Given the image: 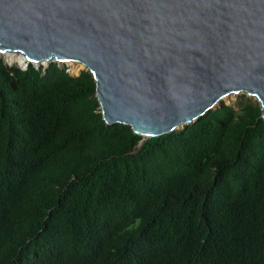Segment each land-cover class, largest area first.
<instances>
[{"label": "trees", "instance_id": "obj_1", "mask_svg": "<svg viewBox=\"0 0 264 264\" xmlns=\"http://www.w3.org/2000/svg\"><path fill=\"white\" fill-rule=\"evenodd\" d=\"M239 98L143 139L90 72L0 57V264H264V120Z\"/></svg>", "mask_w": 264, "mask_h": 264}, {"label": "water", "instance_id": "obj_2", "mask_svg": "<svg viewBox=\"0 0 264 264\" xmlns=\"http://www.w3.org/2000/svg\"><path fill=\"white\" fill-rule=\"evenodd\" d=\"M8 54L22 70L82 64L105 123L143 139L232 95L254 98L264 120V0H0Z\"/></svg>", "mask_w": 264, "mask_h": 264}, {"label": "rangeland", "instance_id": "obj_3", "mask_svg": "<svg viewBox=\"0 0 264 264\" xmlns=\"http://www.w3.org/2000/svg\"><path fill=\"white\" fill-rule=\"evenodd\" d=\"M0 57H3L5 62H7V57L6 55H0ZM8 63V62H7ZM14 66V65H12ZM60 67H63V66H60ZM65 67L68 68V71L69 73L72 75V76H78L79 74H81L82 71H86V69L83 67V65L79 64V63H73L72 66L70 65H65ZM75 69H74V68ZM77 69V73H75L74 71ZM240 95H232V96H229L227 97L226 99H224L223 102H225L227 105H232V106H236L237 107V104L238 102L240 101Z\"/></svg>", "mask_w": 264, "mask_h": 264}, {"label": "bare ground", "instance_id": "obj_4", "mask_svg": "<svg viewBox=\"0 0 264 264\" xmlns=\"http://www.w3.org/2000/svg\"><path fill=\"white\" fill-rule=\"evenodd\" d=\"M6 57H7V62L9 64H11V65H20V64L22 65L23 64V58L19 54H17V55H15V54H8V55H6ZM69 65L72 66L73 63H69ZM74 72L77 73V69Z\"/></svg>", "mask_w": 264, "mask_h": 264}]
</instances>
